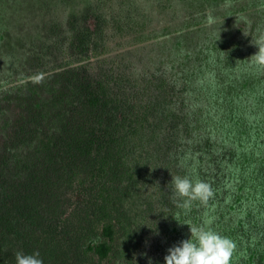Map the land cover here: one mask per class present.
Here are the masks:
<instances>
[{"label":"trees","instance_id":"1","mask_svg":"<svg viewBox=\"0 0 264 264\" xmlns=\"http://www.w3.org/2000/svg\"><path fill=\"white\" fill-rule=\"evenodd\" d=\"M116 21L121 33L138 37L152 22L145 16ZM100 27L89 35L101 38ZM166 35L153 44L167 52L151 54L154 73L143 68L93 81L26 80L6 90L30 106L14 114L21 118L6 169L12 182L28 181L42 199L60 198L63 184L73 187L80 198L73 214L51 224L62 225L71 264L109 258L124 222L119 216L132 204L153 209L156 201L172 206L165 221L172 247L207 220V227L235 242L230 264H264L258 243L264 239V79H251L254 70L238 75L231 63L222 66L228 71L223 77L203 74L210 61L187 69L194 52L210 57L213 47H193L188 34ZM164 57L166 63L156 66ZM128 86L140 89L131 95ZM172 175L210 184L213 197L193 201L190 209L178 206ZM73 218L80 220L75 232Z\"/></svg>","mask_w":264,"mask_h":264},{"label":"rangeland","instance_id":"2","mask_svg":"<svg viewBox=\"0 0 264 264\" xmlns=\"http://www.w3.org/2000/svg\"><path fill=\"white\" fill-rule=\"evenodd\" d=\"M184 3L189 6L183 0H0V112H5L0 122L7 114L15 116L13 120L7 118L6 125L0 123V264H16L17 252H38L43 264H71L64 251L63 227L57 229L53 225L72 215L80 199L69 184L61 185L60 198L42 199L28 181L24 185L12 182L15 177L5 164L12 163L16 147L12 139L21 117L14 114L24 113L30 106L28 99L10 95L6 90L26 80L93 81L107 74L118 76L122 71L150 70L155 64L151 54L158 50L167 54L153 45L163 39V33L168 34L166 37L188 34V41L197 49L200 47L196 44L201 42L213 47L210 57L194 50L187 69L210 61L203 74L214 78L221 73L223 77L228 71L222 66L231 63L230 69L238 75L254 70L257 74L249 75L251 79H264V69L249 60L258 51L252 40L264 35V0ZM162 5L167 9L162 10ZM141 16L152 21L143 36L123 34L118 29L117 19ZM100 26L101 38L89 35ZM165 63L166 57L156 66ZM139 89L125 88L131 95ZM11 122L13 126L8 125ZM7 181L14 186L9 191L4 185ZM162 204L156 201L150 210L132 204L128 213H123L127 218L119 216L124 222L119 225L111 256L91 264H165L164 257L172 247L166 237L165 221L173 209ZM79 225V218H73L70 231H77ZM259 242V247L264 248V239Z\"/></svg>","mask_w":264,"mask_h":264},{"label":"clouds","instance_id":"3","mask_svg":"<svg viewBox=\"0 0 264 264\" xmlns=\"http://www.w3.org/2000/svg\"><path fill=\"white\" fill-rule=\"evenodd\" d=\"M252 43L258 51L249 60L264 69V35L252 40ZM171 185L173 198L177 200L178 206L185 209H190L193 201L207 203L214 195L210 184L201 180L193 182L187 176L172 175ZM210 223L206 220L199 227H190L191 239L169 248L164 257L165 264H230L236 244L207 227ZM16 264H43V260L39 258L38 252L32 255L17 252Z\"/></svg>","mask_w":264,"mask_h":264}]
</instances>
